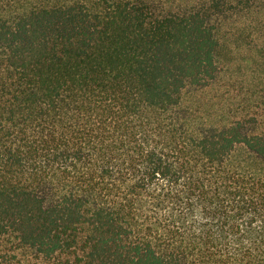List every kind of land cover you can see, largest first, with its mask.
<instances>
[{"label": "trees", "instance_id": "16d2710c", "mask_svg": "<svg viewBox=\"0 0 264 264\" xmlns=\"http://www.w3.org/2000/svg\"><path fill=\"white\" fill-rule=\"evenodd\" d=\"M0 264H264V0H0Z\"/></svg>", "mask_w": 264, "mask_h": 264}, {"label": "rangeland", "instance_id": "374dc122", "mask_svg": "<svg viewBox=\"0 0 264 264\" xmlns=\"http://www.w3.org/2000/svg\"><path fill=\"white\" fill-rule=\"evenodd\" d=\"M229 34V26L226 25L223 31V37H227L224 41L228 42L226 52L229 53L226 55V58L233 57V59L226 62V68L213 89L216 94L215 104L222 101V105L229 104L234 110H237L240 107V103H243L242 100H240V97H242L240 91H243V94L246 93V95H250L248 92L250 86L249 83L245 81L247 80L245 73L252 71V64H248L245 51L242 52V55L239 54L242 48L238 49L234 47V38L227 40L230 36ZM243 78L245 79L242 80ZM259 90L261 89L259 88ZM251 95L254 94L252 93Z\"/></svg>", "mask_w": 264, "mask_h": 264}]
</instances>
